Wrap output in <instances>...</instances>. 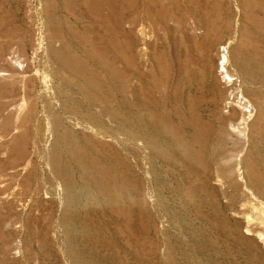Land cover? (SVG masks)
Instances as JSON below:
<instances>
[{
    "label": "rangeland",
    "instance_id": "374dc122",
    "mask_svg": "<svg viewBox=\"0 0 264 264\" xmlns=\"http://www.w3.org/2000/svg\"><path fill=\"white\" fill-rule=\"evenodd\" d=\"M0 264H264V0H0Z\"/></svg>",
    "mask_w": 264,
    "mask_h": 264
},
{
    "label": "bare ground",
    "instance_id": "6f19581e",
    "mask_svg": "<svg viewBox=\"0 0 264 264\" xmlns=\"http://www.w3.org/2000/svg\"><path fill=\"white\" fill-rule=\"evenodd\" d=\"M77 3V2H76ZM115 4V3H114ZM153 6V5H152ZM101 7V6H100ZM49 8V7H48ZM72 10V9H71ZM160 12H165V9L164 8H162V7H160ZM185 12H187V11H185ZM103 13V12H102ZM144 17V16H143ZM203 19V18H202ZM106 23V22H105ZM168 23V22H167ZM139 25V24H138ZM104 26V25H103ZM54 28V27H53ZM100 29V28H99ZM184 30V29H183ZM55 35V34H54ZM124 39V38H123ZM126 43V42H125ZM127 47V46H126ZM224 49V48H223ZM253 49V48H252ZM63 50V49H62ZM64 51V50H63ZM7 52V51H6ZM11 52V51H10ZM9 53V52H8ZM59 53V52H58ZM110 54V53H109ZM8 56V55H7ZM61 56V55H60ZM85 56V55H84ZM222 56V55H221ZM12 57H13V55H12ZM223 57H225V54L223 55ZM101 58V57H100ZM62 59V58H61ZM6 60V59H5ZM9 60V59H8ZM223 60H225V59H222V62L219 64L220 65V69L218 70V73H217V78H218V81L220 82H222L224 85H227V84H229V83H234V81H233V77L229 74V73H227V72H225L224 71V69L225 68H223ZM7 61V60H6ZM2 62V61H1ZM11 62V61H10ZM16 62V61H15ZM3 63V62H2ZM242 63V62H241ZM14 65V64H13ZM218 65V66H219ZM9 66V65H8ZM11 66V65H10ZM16 67V66H15ZM130 67V66H129ZM214 68V67H213ZM246 68V67H245ZM81 69V68H80ZM84 69V68H83ZM14 70V69H13ZM78 70V69H77ZM216 70V69H215ZM108 72V71H107ZM220 74H222L221 76H220ZM110 77V76H109ZM209 77V76H208ZM79 78V77H78ZM94 84V83H93ZM243 84V83H242ZM214 85V84H213ZM232 86H234L233 84H232ZM230 88H231V86H230ZM234 88V87H233ZM241 88V87H240ZM28 91V90H27ZM150 93V92H149ZM235 94V93H234ZM228 96V95H227ZM236 96V95H235ZM238 96V95H237ZM240 96V95H239ZM234 97V96H233ZM241 97V96H240ZM89 98V97H88ZM228 98V97H227ZM237 98V97H236ZM239 99V98H238ZM90 101V100H89ZM237 101V100H236ZM249 101V100H248ZM145 102V101H144ZM235 103V102H234ZM23 104V101L19 104V106L20 105H22ZM243 104V103H242ZM246 104H247V102H246ZM245 103H244V105H246ZM249 106V105H248ZM250 107V106H249ZM247 107H245V109H246ZM251 108V107H250ZM20 109V108H19ZM23 109V108H22ZM249 109V108H248ZM247 109V110H248ZM246 111V110H245ZM249 111V110H248ZM117 112V111H116ZM233 113H235V112H233ZM254 113V112H253ZM100 114V113H99ZM115 115V114H114ZM237 115V114H236ZM63 116V115H62ZM113 116V115H112ZM147 116V115H146ZM119 117V116H118ZM237 118V117H236ZM142 119V118H141ZM156 119V118H155ZM246 120V119H245ZM239 122V121H238ZM16 123V122H15ZM245 123V122H244ZM15 126H16V124H15ZM18 126V125H17ZM229 126V125H228ZM238 127H240L239 125L237 126V128ZM244 127V126H243ZM236 127L235 126H233V125H231V126H229L228 127V130H230V131H236V130H238V129H235ZM224 129V128H223ZM235 129V130H234ZM245 129V128H244ZM240 131V130H239ZM214 132V131H213ZM225 132V131H224ZM4 133V132H3ZM228 133V132H227ZM11 134V133H10ZM220 134V133H219ZM235 134V133H234ZM243 134H245V133H243ZM257 134H259V133H257ZM62 137V136H61ZM229 138V137H228ZM244 138V137H243ZM156 139V138H155ZM237 140V139H236ZM153 141V140H152ZM239 141V140H238ZM151 142V141H150ZM56 143V142H55ZM176 143H177V141H176ZM208 143V142H207ZM168 144V143H167ZM181 144V143H180ZM183 148V147H182ZM151 149V148H150ZM193 150V149H192ZM191 153H193V152H191ZM205 153V152H204ZM147 155V154H146ZM172 156V155H171ZM210 156V155H209ZM204 157V156H203ZM241 157V156H240ZM237 158H238V156H237ZM158 159V158H157ZM243 159V158H242ZM190 160V159H189ZM169 161V160H168ZM196 162V161H195ZM240 162V161H239ZM238 162V163H239ZM187 163V162H186ZM237 163V164H238ZM241 163V162H240ZM252 165V164H251ZM217 166V165H216ZM172 168V167H171ZM236 169V168H235ZM233 173V172H232ZM202 174V173H201ZM239 175H241V173L239 174ZM242 176V175H241ZM240 176V177H241ZM253 176V175H252ZM29 177V176H28ZM175 177V176H174ZM195 177V176H194ZM239 177V178H240ZM243 177V176H242ZM184 178H185V176H184ZM244 178H245V176H244ZM221 179H222V177H221ZM240 180V179H239ZM238 180V181H239ZM244 180V179H243ZM245 181V180H244ZM243 181V182H244ZM193 183V182H192ZM191 183V184H192ZM248 185V184H247ZM199 186V185H198ZM232 186V185H231ZM246 186V185H245ZM250 187V186H249ZM248 188V187H247ZM246 188V189H247ZM108 189V188H107ZM245 189V188H244ZM245 189V190H246ZM250 190V189H249ZM105 191V190H104ZM103 191V192H104ZM247 191V190H246ZM250 192V191H249ZM254 192V191H253ZM242 194V193H241ZM252 194V193H251ZM254 195H258L257 193L255 194L254 193ZM252 196V195H251ZM253 197V196H252ZM255 197V196H254ZM253 197V198H254ZM257 197V196H256ZM244 199V198H243ZM260 199H262V198H260ZM257 200V199H256ZM243 216V215H242ZM239 219V218H238ZM246 220H247V218H246ZM248 221H249V219H248ZM244 225V224H243ZM249 229V228H248ZM258 232V231H257ZM252 234H254V233H252ZM255 234H257V233H255ZM259 234H257V236H258ZM260 237H262V236H260ZM258 239V238H257ZM260 239V238H259ZM257 241V240H256ZM260 241V240H259Z\"/></svg>",
    "mask_w": 264,
    "mask_h": 264
}]
</instances>
